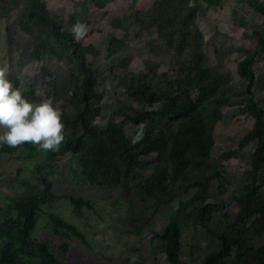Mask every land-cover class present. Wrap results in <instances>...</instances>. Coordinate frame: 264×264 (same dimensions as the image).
<instances>
[{"label":"trees","instance_id":"16d2710c","mask_svg":"<svg viewBox=\"0 0 264 264\" xmlns=\"http://www.w3.org/2000/svg\"><path fill=\"white\" fill-rule=\"evenodd\" d=\"M72 1L74 10L65 16L53 15L47 0H0L5 49L0 59L7 77L28 100L56 103L65 126V139L55 151L30 141L0 145V155L13 157L24 150L34 163L32 178L24 176L22 168L17 171L25 193L0 205V264H70L52 252L51 241L35 237L42 212L47 229L59 240L87 242L72 221L42 208L63 200L78 219L95 211L93 200L77 189L54 191L55 167L64 158L75 160L74 173L84 185L125 194L130 212H135L131 223L138 230L151 221L139 217L138 205L151 202L154 217L179 202L169 209L164 229L153 230L152 243L168 264H183L187 227L217 241L202 264H264V106L256 92H264V69L256 67L264 61V0H234L235 22L243 27L245 39L254 42L239 49L234 69L228 66L230 52L224 44L213 46L216 64H209L211 47L199 24L206 12L217 13L229 0H154L146 10L137 8L139 0H120L123 15L104 11L115 30L102 39L108 54L130 50L131 31L137 26L154 31L157 38L146 42L145 54L139 53L144 70H132L131 59L121 61L119 75L109 67L119 78L117 109L103 126V70L94 63L101 50L83 44L73 27L94 25L92 8L103 11L116 0ZM42 50L52 62L69 64L72 75L61 78L44 63ZM171 53L176 77L160 73ZM31 60L44 64L26 88L23 68ZM224 108L252 117L254 125L238 148L217 154L213 131L224 118ZM127 127H140L142 135L135 139L137 134H129ZM244 152L248 155L232 212L222 201L233 186L231 160ZM61 249L67 252V243Z\"/></svg>","mask_w":264,"mask_h":264},{"label":"rangeland","instance_id":"374dc122","mask_svg":"<svg viewBox=\"0 0 264 264\" xmlns=\"http://www.w3.org/2000/svg\"><path fill=\"white\" fill-rule=\"evenodd\" d=\"M153 2L154 0H139L136 6L139 9L146 10ZM120 3V0H116L103 11L92 8L90 20L94 25L86 27L84 34L78 36L83 44H95L101 50L100 57L94 63L103 70V74L100 76L101 88L105 93L100 104L102 113L100 122L102 126L107 124L111 113L117 109L115 87L119 83V78H115L109 67L114 68V72L119 75L123 71L119 67L121 61L131 59L130 68L132 70H144L145 64L139 53L145 54L147 52V48H145L146 42L149 39L157 38V34L154 31H140L137 26L131 31V38L129 39L130 50L120 55L108 54L102 39L107 34L115 32V30L110 26L108 19L105 18L104 11H108L112 15L121 16L123 15V10ZM47 5L53 15L63 14L67 16L74 10V2L72 0H47ZM236 6L234 0H229L222 10L217 13L206 12L199 19L200 27L211 47L210 65L216 64V58L212 51L215 45L224 44L229 50L228 66L232 69L235 67L236 59L241 56L239 49L253 47L254 45L252 40L245 39L243 27L235 22L232 10ZM15 15L14 13V18ZM256 19L258 21L263 20L261 16H256ZM216 30L219 32L217 33ZM115 34L122 36L120 32ZM3 42V27L0 24V56L5 50ZM42 52V56L46 57L44 63L53 67L61 78L72 75V68L69 64L54 63L46 56L44 50ZM44 63L31 60L24 64V87L30 86L34 76L40 71ZM174 64H176L175 56L171 53L167 63H164L161 67L160 73H167L171 77H176L173 72ZM3 66L4 68L7 67L4 60L0 59V68H3ZM256 67L264 69V61L257 64ZM256 92L261 95L260 100L264 106V92H259L258 90ZM53 104L58 107L56 103ZM253 125L254 119L252 117L240 115L236 108H224V118L217 123L213 131L216 153L221 154L238 148ZM140 131V127H127L129 134H138ZM247 155V152H244L240 158L232 159L229 166L230 179L233 186L229 194L223 199L222 204L226 205L228 210L232 212L237 208L234 196L239 192ZM25 156L26 152L24 150H21L17 156L13 157L0 155V205H6L7 199L10 197L25 193L20 182L16 179L17 171L21 168L24 169V176L33 177L34 163ZM77 169L75 160L70 158L61 160L55 167L54 191L58 194H63L67 190L77 189L81 194L93 200L95 211L87 212L83 219H78L72 213V207L69 202L63 200L56 203H44L42 208L44 211H56L63 218L72 221L84 232L87 242L78 238L66 241L59 240L47 229L45 212L41 214L35 237L39 240L51 241L52 252L58 258L66 260L70 264H168L165 257L159 253L156 246L152 243L153 230L162 231L164 229L168 221L167 214L169 209L178 207L179 202L177 201L172 206L163 208L153 217L151 202L141 203L138 201V204L141 203L138 205L140 210L139 217L144 220L148 218L151 220L148 225L140 226V230H138L131 223V217L135 212H130L126 195L121 192L108 193L84 185L74 173V170ZM210 194L212 197L216 195L215 187L210 190ZM66 243L68 251L63 252L61 247ZM182 243L183 264H202L207 254L217 247L215 239L206 235L201 229L195 231L191 227L185 228ZM230 264H234V262L231 261Z\"/></svg>","mask_w":264,"mask_h":264},{"label":"clouds","instance_id":"9594fccd","mask_svg":"<svg viewBox=\"0 0 264 264\" xmlns=\"http://www.w3.org/2000/svg\"><path fill=\"white\" fill-rule=\"evenodd\" d=\"M77 36L85 26L74 25ZM0 68V145H20L30 141L44 150H58L64 141L61 111L51 101L36 103L28 100ZM142 135V129L135 139Z\"/></svg>","mask_w":264,"mask_h":264}]
</instances>
